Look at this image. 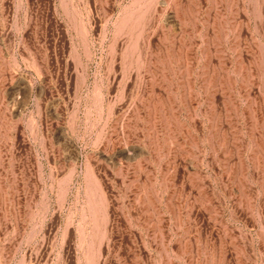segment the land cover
Masks as SVG:
<instances>
[{
	"label": "rangeland",
	"instance_id": "rangeland-1",
	"mask_svg": "<svg viewBox=\"0 0 264 264\" xmlns=\"http://www.w3.org/2000/svg\"><path fill=\"white\" fill-rule=\"evenodd\" d=\"M0 264H264V0H0Z\"/></svg>",
	"mask_w": 264,
	"mask_h": 264
}]
</instances>
